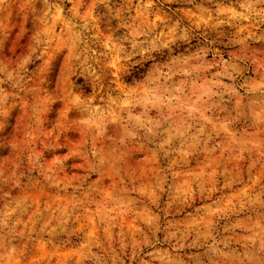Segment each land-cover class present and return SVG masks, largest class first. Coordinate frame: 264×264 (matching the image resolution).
<instances>
[{"label": "rangeland", "instance_id": "374dc122", "mask_svg": "<svg viewBox=\"0 0 264 264\" xmlns=\"http://www.w3.org/2000/svg\"><path fill=\"white\" fill-rule=\"evenodd\" d=\"M0 264H264V0H0Z\"/></svg>", "mask_w": 264, "mask_h": 264}]
</instances>
